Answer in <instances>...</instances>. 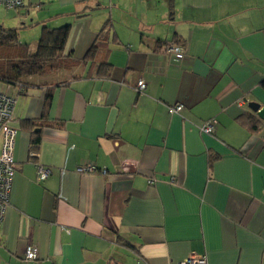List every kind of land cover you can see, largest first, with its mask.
Masks as SVG:
<instances>
[{
  "label": "crops",
  "instance_id": "1",
  "mask_svg": "<svg viewBox=\"0 0 264 264\" xmlns=\"http://www.w3.org/2000/svg\"><path fill=\"white\" fill-rule=\"evenodd\" d=\"M23 1L0 25L29 52L69 25L67 66L0 90L17 130L0 264H264V0ZM105 21L116 42L85 60Z\"/></svg>",
  "mask_w": 264,
  "mask_h": 264
},
{
  "label": "trees",
  "instance_id": "2",
  "mask_svg": "<svg viewBox=\"0 0 264 264\" xmlns=\"http://www.w3.org/2000/svg\"><path fill=\"white\" fill-rule=\"evenodd\" d=\"M24 3V1H23ZM17 8H4L7 10H17ZM69 32V25L58 27L43 26L38 39L35 51L29 52L25 49H17L18 30L14 27H3L0 25V45H13V52L7 56H0V80L6 84L18 87L20 90L26 89L31 85L28 78L33 75H41L47 72L57 70L61 67H66L63 59V49L66 43ZM112 26L110 22L105 21L96 33L93 43L85 53V60L96 59L98 54L105 52L109 44L116 42L111 35ZM110 37H113L110 39ZM162 48L165 50L170 45L183 46L180 42L162 43ZM159 45V43L157 44ZM106 75H109L111 65L106 61L99 63V69L104 68ZM264 84V81L262 82ZM51 100V92H48L45 97V105L48 106ZM256 126L255 123L253 125ZM39 135L32 136V145H36L39 141ZM34 149V148H33Z\"/></svg>",
  "mask_w": 264,
  "mask_h": 264
},
{
  "label": "built area",
  "instance_id": "3",
  "mask_svg": "<svg viewBox=\"0 0 264 264\" xmlns=\"http://www.w3.org/2000/svg\"><path fill=\"white\" fill-rule=\"evenodd\" d=\"M23 5V0H0V7L7 9L17 8ZM166 53L173 56L176 60L184 57V48L179 45H170L165 48ZM146 89V83L139 79L136 83V90L143 92ZM14 99L7 93L0 91V226L4 218L7 207L9 206V196L12 185V178L16 169L14 160V148L17 130L11 125L13 120ZM182 109L181 104H173L167 107L168 113H179ZM216 119H207L200 127V130L206 133H213ZM35 153H31L34 156ZM78 172H91L96 168L92 164H86L76 169ZM50 170L44 166L37 165L38 182L43 181ZM36 249L28 246L25 251L26 259H35ZM178 264H206L203 255L192 254L183 259Z\"/></svg>",
  "mask_w": 264,
  "mask_h": 264
},
{
  "label": "rangeland",
  "instance_id": "4",
  "mask_svg": "<svg viewBox=\"0 0 264 264\" xmlns=\"http://www.w3.org/2000/svg\"><path fill=\"white\" fill-rule=\"evenodd\" d=\"M13 45H0V56H7L13 52ZM6 87V83L0 80V90H3Z\"/></svg>",
  "mask_w": 264,
  "mask_h": 264
},
{
  "label": "water",
  "instance_id": "5",
  "mask_svg": "<svg viewBox=\"0 0 264 264\" xmlns=\"http://www.w3.org/2000/svg\"><path fill=\"white\" fill-rule=\"evenodd\" d=\"M249 106H250L253 110L257 111L260 115H262L264 109H262V108L259 109V104H258V103H256V102H250V103H249Z\"/></svg>",
  "mask_w": 264,
  "mask_h": 264
}]
</instances>
